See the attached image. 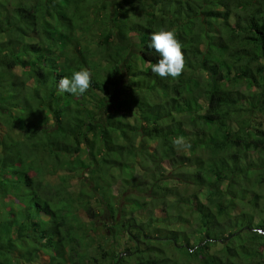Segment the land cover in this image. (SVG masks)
Here are the masks:
<instances>
[{
  "label": "trees",
  "instance_id": "obj_1",
  "mask_svg": "<svg viewBox=\"0 0 264 264\" xmlns=\"http://www.w3.org/2000/svg\"><path fill=\"white\" fill-rule=\"evenodd\" d=\"M238 1L119 0L109 8L106 0H0V264H67L66 227L75 231L71 218L82 225L74 222L76 199L90 220L108 214L119 233L140 245L139 264H238L248 256L264 264V221L254 223L256 211L264 210V175L251 158L252 153L264 156V131L253 120L255 113H264V0L240 9ZM94 16L102 26L103 70L72 40ZM157 21L183 45L186 63L177 79L151 71L160 59L149 47L151 33L159 31ZM227 34L237 40L228 43ZM134 38L140 44L136 54L131 53ZM204 44L196 60L194 53ZM73 46L79 48L76 55ZM60 52L78 64L67 69ZM251 63L259 65L255 73L249 71ZM84 68L93 74L83 95L58 88L62 77ZM124 81L129 93L113 104L108 85ZM232 82H244L250 90H231ZM201 122L206 128L200 129ZM177 136L195 137L187 141L194 155L222 152L181 156L171 143ZM139 139L145 169L151 171L143 184L124 160L139 149ZM148 141L157 144L153 151ZM165 160L177 169L180 186L169 187L168 178L158 175ZM260 161L264 166V158ZM104 162L121 166L119 177L132 184L123 199L127 203L113 201L101 183ZM46 171L57 177L82 174L81 182L93 177L91 195L100 206L94 207L89 196L80 199L82 192L66 182L61 185L64 177L55 200L45 189ZM188 188L228 198L210 208L199 191L188 195ZM123 203L150 219H119ZM237 209L241 212L234 215ZM186 237L204 240L190 247ZM250 240L252 250L246 246ZM163 244L169 248L144 249ZM216 245L220 251L210 254ZM131 256L116 257L113 264H126Z\"/></svg>",
  "mask_w": 264,
  "mask_h": 264
},
{
  "label": "rangeland",
  "instance_id": "obj_2",
  "mask_svg": "<svg viewBox=\"0 0 264 264\" xmlns=\"http://www.w3.org/2000/svg\"><path fill=\"white\" fill-rule=\"evenodd\" d=\"M239 3H234L235 5H238L239 9L245 6H248L249 4L252 3V0H242V1H238ZM106 3L109 5V8H112L114 6H116L119 3V0H106ZM113 4V5H112ZM110 9H108V13L110 14ZM176 15V14H175ZM180 16V14H179ZM99 17L98 20H96V16H94L89 23V27L86 28L85 30H81L79 31L76 36L72 39L75 43H78V45H81V47L84 49V51H86V55L88 56V58L92 59V61H95V64L98 65V69H102L105 66V61L102 59V55H104V53L102 51H104V48L102 49L100 46H98V41L100 39V31H101V22L99 21ZM164 21H157L156 23V28L158 30L163 29V23ZM225 41H227L228 43L232 44L234 41L237 40V35H225L224 36ZM132 42H134V48L131 50L132 54H136L139 49H140V44L138 43L137 39H132ZM130 44V42H122V44ZM79 48H75L74 46L71 47V52L75 53L78 51ZM206 49V45H202L200 46L197 51L194 53V57L196 58V60H198L199 58H201L202 54L204 53ZM130 50V47H129ZM63 52H60V59L62 58V63L64 65V67H66L67 69H69V67H73L75 65L78 64V59L76 58L75 60L77 61H73L68 57H63ZM73 55V54H72ZM76 57V56H75ZM250 72L255 73L256 72V68H259V65L257 63H251L250 64ZM86 70H88L91 75L93 74L91 72V70L89 68H84ZM208 82L209 79H206L205 82ZM129 82L128 81H124L123 86H113L112 84L108 85V90H109V101L112 102L113 104L118 103L119 100H122L126 97V95L129 93V91H126L125 87ZM231 90L233 89L234 91L237 90L238 92H242V93H246L247 91H249L250 89L247 88V84H245L244 82L242 83H235L232 82L231 84ZM100 97H103L102 94L99 95ZM255 119H253L256 124L255 126L262 129L264 131V113H255L254 114ZM247 119V118H246ZM51 122V121H50ZM51 125V123H50ZM200 129L206 128L205 124L203 122L200 123ZM3 131H6V129H3ZM195 138V137H194ZM194 138H185V141H191ZM141 139H139V141H137V145H138V150L133 152V153H128L126 154V158L124 159L127 162H130V165L133 169H135L139 175H137L138 177V181L141 182L142 184L144 182H149L148 180H150V174L151 171H148L147 169H145V151L144 153L141 152L142 146L140 143ZM146 144V143H145ZM151 144V145H150ZM155 145H157L156 143H153L152 141H148V143L146 144V146L150 147V151L154 150ZM175 152L177 154H180L181 156H185L187 158H193L195 156H205L207 154V156H213V155H219L222 152V148H214V151L211 152H204V151H200L199 154L194 155L191 152V148L190 149H181L179 151H177L176 148ZM174 153V151H173ZM172 153V154H173ZM264 156L259 154V153H252L251 158L255 159V161L257 162V164L260 166H262L261 168H259V172L261 173V175H264V166H263V162L260 161V159H263ZM179 158V157H178ZM128 159V160H126ZM133 162V163H132ZM102 165L104 166V175L101 178V183L105 184L106 187H108L109 191H110V197H113V201H116V203H120L122 204V202L127 203L126 201H124L123 199L132 191V184L127 183L125 180L126 178L123 177H119L120 174H122V169L121 166H116V168H112L110 167L108 164H106L105 162L102 163ZM152 167L153 170H156L157 168L155 166H150V168ZM102 166L98 167V171H100V174L102 173ZM177 169H175L174 167H171V164L168 160H165L164 164H163V168L159 169L158 175L159 176H164L167 179L166 182H164L166 185L170 186H174V185H179L178 183V179L176 178V173ZM49 172L46 171L45 175H44V179L47 183V185H45V189L51 194L53 193V197L55 200H58L60 197L57 196L58 190L60 188H64L60 186V181L62 179V177H64L62 179L61 185H65V182L67 183V185L69 187L73 188V191H80L82 192L83 196L80 199H86L89 196V199H91L92 205H94V207H98L100 206L99 203H97L96 201H94V197L91 195L92 191L90 190V187H93V177H89L86 178V180L81 182V177L79 174L77 177L76 176H68L69 172L64 173V175L61 173L58 177L55 176H51L50 174H48ZM68 174V175H67ZM66 177V178H65ZM135 178H133L134 180ZM256 179H259L256 176ZM264 179V176H263ZM132 180V181H133ZM137 180V179H136ZM153 180V179H152ZM214 181H212L213 183ZM82 183V185H81ZM58 184V185H57ZM229 184V183H227ZM180 186V185H179ZM182 189H184L183 187H180ZM190 189V190H189ZM262 191H264V184H262L261 186ZM188 195L198 192L199 191V195L200 198L202 200V202L206 205V207H210L213 208V204L215 201H224L225 197L226 199L228 198V196L221 194V195H211L209 193V189L204 188L203 190H198L196 188H188ZM56 194V195H54ZM78 199H76L75 204L73 203V212H74V222H80L82 225L79 227L77 226V224L73 223L72 218L70 219V226L71 224H74L75 226V231L70 232L67 227H66V234H65V241H64V245H65V250L67 252L68 255V260H67V264H113V260L116 257H120V256H131L132 252L134 253L136 251L137 248H139V244L136 242H131L129 240H127V236L124 235V233L122 234L121 232L119 233L118 228L117 230L115 229V224L113 223V219L110 215L108 214H103L104 216H102L99 219L96 220H90L88 218L87 212L84 210V208H80L81 206H79L80 204L77 201ZM100 201H102V199H100ZM264 201V200H263ZM90 202V203H91ZM123 203V207H122V211L119 212V219H121L122 217H135L136 219H138L141 223L147 222L148 217H146L145 215L143 216V210L142 209H134L132 206H127ZM264 205V202L262 203V206ZM99 213H101V211L99 209H97ZM102 210V209H101ZM241 212L240 209H237L234 212V215H239ZM162 213L160 211L156 212V215L159 216ZM102 215V214H101ZM258 215V216H257ZM76 218V219H75ZM110 218V219H109ZM260 218L264 221V210H261V207L256 211L255 213V226L260 223ZM83 227V228H82ZM72 228V226H71ZM85 229V230H84ZM69 233L71 234L69 237ZM112 235V236H111ZM142 235L143 234V230H142ZM69 237V238H68ZM68 238V239H67ZM73 239H76V241H73ZM203 237H186V241L188 244H190V247L195 246L197 244V242H203ZM140 243V242H139ZM143 243V242H142ZM207 243V242H206ZM211 245V244H209ZM246 246L248 247V249L252 250V248L255 247L254 243L252 242V240H250V242L246 243ZM148 248V249H147ZM169 247H167L166 245H160L158 247V245L154 246H145L144 249H147L150 253H154V252H159V250H167ZM210 254H216L217 252L220 251L221 246L216 245L214 247H210ZM127 250H129V255L126 254ZM123 253V254H122ZM125 253V254H124ZM262 261L264 262V255L262 256ZM257 259V256L251 257L248 256V258L244 259L242 262H238V264H247L248 260L249 262H251V264H255V260ZM118 262H120L118 260ZM186 262V261H185ZM126 264H139L138 258H137V253L135 252L133 254V256L130 257V259L128 260V262H126ZM144 264V263H141ZM191 264H194V262H191Z\"/></svg>",
  "mask_w": 264,
  "mask_h": 264
},
{
  "label": "clouds",
  "instance_id": "obj_3",
  "mask_svg": "<svg viewBox=\"0 0 264 264\" xmlns=\"http://www.w3.org/2000/svg\"><path fill=\"white\" fill-rule=\"evenodd\" d=\"M149 47L160 56V59L151 66L154 75L162 79L168 77L177 79L181 76L186 61L182 52L183 45L176 39L174 31L161 29L151 33ZM57 86L61 91L71 95H83L91 86V73L86 69L75 71L70 78L62 77ZM171 143L177 151L191 148V144L187 143L183 136L172 137Z\"/></svg>",
  "mask_w": 264,
  "mask_h": 264
},
{
  "label": "water",
  "instance_id": "obj_4",
  "mask_svg": "<svg viewBox=\"0 0 264 264\" xmlns=\"http://www.w3.org/2000/svg\"><path fill=\"white\" fill-rule=\"evenodd\" d=\"M127 254L129 255V252Z\"/></svg>",
  "mask_w": 264,
  "mask_h": 264
}]
</instances>
